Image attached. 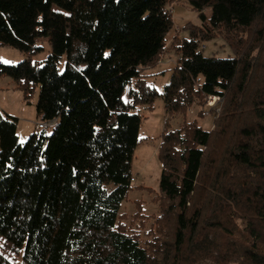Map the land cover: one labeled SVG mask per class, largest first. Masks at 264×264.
Listing matches in <instances>:
<instances>
[{"label":"trees","instance_id":"16d2710c","mask_svg":"<svg viewBox=\"0 0 264 264\" xmlns=\"http://www.w3.org/2000/svg\"><path fill=\"white\" fill-rule=\"evenodd\" d=\"M174 1L0 0V45L27 55L0 63V76L26 103L38 89V116L56 120L20 143L17 118L0 111V237L22 264H264V0H185L202 23L174 36L180 57L160 94L141 70L165 51ZM221 29L232 55L204 56L199 43ZM159 95L170 113L224 99L211 129L192 120L162 132L160 207L172 225L145 247L119 208L134 109ZM0 264L15 262L0 249Z\"/></svg>","mask_w":264,"mask_h":264},{"label":"rangeland","instance_id":"374dc122","mask_svg":"<svg viewBox=\"0 0 264 264\" xmlns=\"http://www.w3.org/2000/svg\"><path fill=\"white\" fill-rule=\"evenodd\" d=\"M166 9L171 12L173 27L167 35L166 48L160 60L154 67H146L141 70L142 78L149 87L154 88L160 94L164 86L169 82L172 69L176 65L180 54L174 47V36L179 39L188 38L190 30L187 24L201 25L202 21L198 13L194 11L187 1L176 0L168 3ZM206 16H210V9L205 10ZM212 39L199 43V49L204 56L228 57L232 50L224 39V31H216ZM43 49L32 56L33 62L41 64L50 52L48 43L42 44ZM27 55L20 50L0 45V63L17 64ZM64 59L62 60V63ZM62 68V64L60 66ZM134 86V81L131 83ZM38 89L30 99V103L23 100L22 92L17 88L16 82L8 76H0V111L17 118V137L20 143L36 131H40L37 123L42 121L36 112V100ZM124 99H128L127 90ZM223 97L216 98L214 105L208 104V96L203 105L192 104L184 113H170L164 104L162 95L157 96L151 104L138 105L134 112L140 115L141 123L138 132V143L133 151L132 159L127 173L133 177L129 181V190L119 208L120 220L131 233L138 234L139 241L145 247L151 242H159L171 228L170 215L163 214L160 207L161 192L159 181L162 165L158 158V146L161 134L164 130L180 128L183 123L195 120L203 129H211L213 120L220 112ZM160 218V224L156 221ZM243 226L241 220L237 221ZM159 228H158V227ZM3 237H0V249L8 256H12L15 264H22L21 253L11 254L3 247ZM203 264H213L204 261Z\"/></svg>","mask_w":264,"mask_h":264},{"label":"built area","instance_id":"2783aa9c","mask_svg":"<svg viewBox=\"0 0 264 264\" xmlns=\"http://www.w3.org/2000/svg\"><path fill=\"white\" fill-rule=\"evenodd\" d=\"M216 98H219V96H216V95H209L208 96V104H211V106H213L214 105V101H215V99ZM212 100H214V101H212ZM55 119H51V120H45V121H39L38 123H37V127L39 128V129H46V130H50L52 127H53V125L55 124ZM130 180H133V177H131V179Z\"/></svg>","mask_w":264,"mask_h":264},{"label":"snow or ice","instance_id":"6c2138e0","mask_svg":"<svg viewBox=\"0 0 264 264\" xmlns=\"http://www.w3.org/2000/svg\"><path fill=\"white\" fill-rule=\"evenodd\" d=\"M50 134V133H49Z\"/></svg>","mask_w":264,"mask_h":264}]
</instances>
